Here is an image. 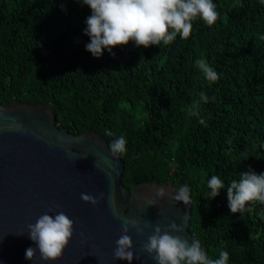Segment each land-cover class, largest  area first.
Segmentation results:
<instances>
[{"label": "trees", "instance_id": "trees-1", "mask_svg": "<svg viewBox=\"0 0 264 264\" xmlns=\"http://www.w3.org/2000/svg\"><path fill=\"white\" fill-rule=\"evenodd\" d=\"M213 2L216 24L195 20L186 40L148 48L129 42L97 58L85 48L91 9L82 2L0 0V104L47 102L57 127L93 129L107 144L124 136V187L187 184L188 229L208 257L227 251L228 264H264V205L232 213L227 200L240 173H264V0ZM201 58L216 82L196 67ZM213 175L225 187L210 198Z\"/></svg>", "mask_w": 264, "mask_h": 264}, {"label": "water", "instance_id": "water-1", "mask_svg": "<svg viewBox=\"0 0 264 264\" xmlns=\"http://www.w3.org/2000/svg\"><path fill=\"white\" fill-rule=\"evenodd\" d=\"M55 121L54 107L47 102L0 104V264H129L113 259L122 234V220L109 205L113 192L123 215L139 220L141 227L146 222L152 225L144 228L143 235L130 227L131 264H157L141 250L157 224L162 230L173 221L183 225L182 233L170 234L192 243L188 229L192 198L187 205L176 202L172 197L178 187L157 180L137 183L131 190L124 187V162L120 156L112 157L105 138L93 129L71 133ZM9 125L19 128L9 129ZM160 187L169 193L162 199L155 197ZM81 193L104 195L93 206L81 199ZM152 199L156 204L149 206L146 201ZM60 211L74 221L72 239L62 256L43 261L37 251L32 261L27 260L26 249L37 247L27 226L46 212L54 217Z\"/></svg>", "mask_w": 264, "mask_h": 264}, {"label": "clouds", "instance_id": "clouds-1", "mask_svg": "<svg viewBox=\"0 0 264 264\" xmlns=\"http://www.w3.org/2000/svg\"><path fill=\"white\" fill-rule=\"evenodd\" d=\"M78 2L91 9V15L86 19L87 27L84 29V34L90 37V43H87L85 48L97 58L103 55L105 49L110 54H114L112 53L114 47L126 46L129 42H134L137 47L148 48L152 45H168L177 36L186 40L192 33L195 20L199 19L206 25L213 26L219 18L217 5L213 0H78ZM195 64L209 83L219 79L217 72L205 59H197ZM200 98L204 102L209 99L203 92L200 93ZM198 109L199 101H196L189 109V114L198 116ZM199 123L204 124V119L200 118ZM8 128L18 129L19 125H9ZM106 135L111 133L107 132ZM126 143L124 136L109 143L108 148L112 157L118 158L126 153ZM207 187L210 189L208 196L215 198L225 185L219 176L213 175L207 181ZM190 192L189 186L184 184L178 188L177 194L172 198L187 205L191 203ZM168 194L164 187L155 191V197L161 199ZM103 195L101 193L97 198L81 193V199L95 206L103 199ZM108 199L113 215L122 220V234L116 241L113 259L127 260L131 264L134 253L131 251L133 241L128 235L130 227L136 230L137 235H143L144 228L152 225L146 222L141 227L139 220L123 215L117 207L114 192ZM227 200L232 213L242 212L246 204L251 202L264 205V173L257 174L251 168L240 173L239 179H233L227 187ZM146 202L149 206H153L156 204V199ZM73 225L74 221L63 211L56 213L54 217L48 212L42 214L34 224L27 226L29 238L37 247H28L25 258L32 261L38 251L43 261L58 260L72 239ZM183 231L184 226L178 225L175 221L163 230L157 224L153 233L143 243L141 250L151 256L157 264H228L227 251H221L219 258L212 259L202 249L199 240L192 239V243H189L180 235L170 234Z\"/></svg>", "mask_w": 264, "mask_h": 264}]
</instances>
